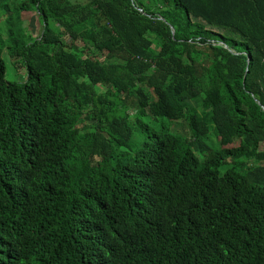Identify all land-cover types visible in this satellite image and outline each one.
I'll return each mask as SVG.
<instances>
[{
  "label": "trees",
  "instance_id": "16d2710c",
  "mask_svg": "<svg viewBox=\"0 0 264 264\" xmlns=\"http://www.w3.org/2000/svg\"><path fill=\"white\" fill-rule=\"evenodd\" d=\"M11 1L0 264H264V0Z\"/></svg>",
  "mask_w": 264,
  "mask_h": 264
},
{
  "label": "rangeland",
  "instance_id": "374dc122",
  "mask_svg": "<svg viewBox=\"0 0 264 264\" xmlns=\"http://www.w3.org/2000/svg\"><path fill=\"white\" fill-rule=\"evenodd\" d=\"M11 2H14V0H12ZM19 25L21 26L22 30L26 33H29L32 35L38 34V24L36 22V18L34 17L28 19L22 14V16H20ZM2 49H3L2 56L7 64L5 79L9 82H22L25 78L24 71L17 70V68L13 66L12 61L10 60V57L7 56L6 49L5 48H2ZM263 148H264V145H263Z\"/></svg>",
  "mask_w": 264,
  "mask_h": 264
}]
</instances>
